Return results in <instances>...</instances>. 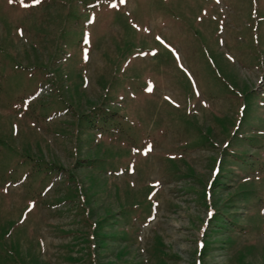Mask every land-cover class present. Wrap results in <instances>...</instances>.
Returning a JSON list of instances; mask_svg holds the SVG:
<instances>
[{
	"label": "rangeland",
	"instance_id": "1",
	"mask_svg": "<svg viewBox=\"0 0 264 264\" xmlns=\"http://www.w3.org/2000/svg\"><path fill=\"white\" fill-rule=\"evenodd\" d=\"M0 264H264V0H0Z\"/></svg>",
	"mask_w": 264,
	"mask_h": 264
},
{
	"label": "snow or ice",
	"instance_id": "2",
	"mask_svg": "<svg viewBox=\"0 0 264 264\" xmlns=\"http://www.w3.org/2000/svg\"><path fill=\"white\" fill-rule=\"evenodd\" d=\"M34 2L39 3V0H34Z\"/></svg>",
	"mask_w": 264,
	"mask_h": 264
}]
</instances>
